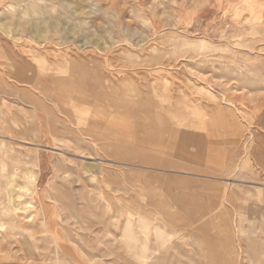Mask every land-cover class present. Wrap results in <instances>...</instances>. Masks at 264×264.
Returning a JSON list of instances; mask_svg holds the SVG:
<instances>
[{
  "label": "rangeland",
  "instance_id": "1",
  "mask_svg": "<svg viewBox=\"0 0 264 264\" xmlns=\"http://www.w3.org/2000/svg\"><path fill=\"white\" fill-rule=\"evenodd\" d=\"M16 168L0 264H264V0H0Z\"/></svg>",
  "mask_w": 264,
  "mask_h": 264
},
{
  "label": "bare ground",
  "instance_id": "2",
  "mask_svg": "<svg viewBox=\"0 0 264 264\" xmlns=\"http://www.w3.org/2000/svg\"><path fill=\"white\" fill-rule=\"evenodd\" d=\"M5 167V166H3ZM1 167V168H3ZM31 167H29L30 169ZM26 169V168H25ZM24 169V170H25ZM23 171V170H22ZM21 172V171H20ZM24 172V171H23ZM30 170H26L24 174L29 173ZM32 172V171H31ZM22 173V172H21ZM33 174V173H31ZM20 175L19 169L14 170H8L6 173L0 172V183L1 181L5 180L6 185L4 187H1L0 185V200H1V206L2 210L0 209L1 214H5L9 218H12L14 220H20L22 213V202L19 200L21 197L19 186L24 187L27 186L22 184H19L18 182V176ZM27 188V187H26ZM1 225L4 224V222L1 221Z\"/></svg>",
  "mask_w": 264,
  "mask_h": 264
}]
</instances>
